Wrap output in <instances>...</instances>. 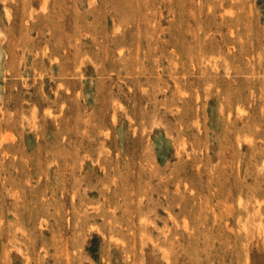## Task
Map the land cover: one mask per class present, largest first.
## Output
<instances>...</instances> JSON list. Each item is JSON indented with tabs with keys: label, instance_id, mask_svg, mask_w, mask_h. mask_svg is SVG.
I'll use <instances>...</instances> for the list:
<instances>
[{
	"label": "rangeland",
	"instance_id": "rangeland-1",
	"mask_svg": "<svg viewBox=\"0 0 264 264\" xmlns=\"http://www.w3.org/2000/svg\"><path fill=\"white\" fill-rule=\"evenodd\" d=\"M0 264H264V0H0Z\"/></svg>",
	"mask_w": 264,
	"mask_h": 264
}]
</instances>
